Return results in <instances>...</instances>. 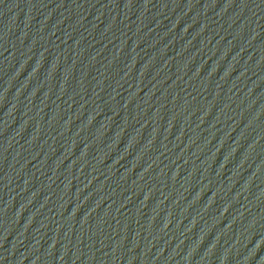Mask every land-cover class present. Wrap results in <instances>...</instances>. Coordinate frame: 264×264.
<instances>
[{"label":"water","instance_id":"water-1","mask_svg":"<svg viewBox=\"0 0 264 264\" xmlns=\"http://www.w3.org/2000/svg\"><path fill=\"white\" fill-rule=\"evenodd\" d=\"M0 264H264V0H0Z\"/></svg>","mask_w":264,"mask_h":264}]
</instances>
